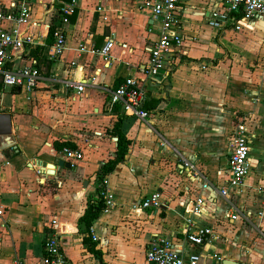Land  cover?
<instances>
[{"label":"crops","instance_id":"0c3cea01","mask_svg":"<svg viewBox=\"0 0 264 264\" xmlns=\"http://www.w3.org/2000/svg\"><path fill=\"white\" fill-rule=\"evenodd\" d=\"M64 1L27 0L44 44L45 24H55ZM220 2L178 1L181 42L167 70L145 82L144 120L109 102L116 82L140 76L156 37L144 0H74L61 25V52L50 56L41 47L37 58L29 53L41 77L37 85L29 92L0 86V113L10 114L14 144L0 150V264H40L49 234L58 237L67 264H98L78 219L98 198L96 174L114 155L111 129L118 118L126 152L104 176L101 191L113 204L89 227L105 264H146V241L166 234L180 238L187 218L190 229L212 231L202 246L178 243L201 253L198 264H264V214H258L264 198V17L253 19L250 28L216 30L207 13ZM107 38L112 44L106 61L89 50ZM67 80L82 83V90L66 86ZM241 118L248 170L238 190L221 197L216 191L228 179V137ZM63 142L81 153L69 169L57 164L68 162L60 154ZM183 159L200 177L182 166ZM203 180L208 187H201ZM152 193L162 204L142 209L140 201ZM197 196L202 209L190 214Z\"/></svg>","mask_w":264,"mask_h":264},{"label":"built area","instance_id":"2783aa9c","mask_svg":"<svg viewBox=\"0 0 264 264\" xmlns=\"http://www.w3.org/2000/svg\"><path fill=\"white\" fill-rule=\"evenodd\" d=\"M149 6L151 19L155 23L156 37L147 47V61L138 77L125 78L115 88L109 91V102L120 108L125 114L137 120H144L148 112L141 107L144 97L145 82L160 72L167 70L170 54L174 46L181 42V34L178 27L179 0H144ZM74 0L60 2L57 9V22L48 21L45 27L53 25L52 40L48 44L40 41V35L34 29L39 20L30 16V8L27 0H8L6 4L0 1V86L1 88L15 87L19 91L29 92L41 79L36 62L29 55L30 50L36 47H45L48 55L55 56L64 48L65 36L61 25L66 23L68 16L73 12ZM97 7V10H100ZM264 17V0H221L220 4L213 3L207 13V24L216 30H239L250 28L253 19ZM112 40L107 38L102 46L90 49L91 54H97L107 61ZM82 50V49H78ZM66 86L75 88L76 92L82 90V83L65 81ZM227 170L228 179L225 186L217 189V194L224 197L229 190H238L242 185L244 176L248 170V145L246 137V123L244 118L236 122L228 137ZM60 154L68 161L70 166L81 158V153L76 149L64 147ZM182 166L193 176L200 174L192 162L183 159ZM104 186V179L102 181ZM202 188L208 187L205 180ZM103 208L111 207L112 200L108 194L102 195ZM157 193H152L140 201V207L158 208L161 205ZM203 198L197 196L191 201L187 211L190 214H198L202 209ZM259 215L264 214V198ZM3 208L0 203V217ZM186 219V227L181 232V237L171 235H158L146 241L144 248V260L146 264H198L200 252L179 248L178 245H186L187 248L202 246L208 242L212 231L207 227L190 229ZM92 240L96 237L90 233ZM180 242V244H178ZM42 247L44 254L40 264H67V259L61 250L59 239L55 234L47 235ZM215 256V255H213ZM217 259L219 257L217 256ZM13 264H23L15 261Z\"/></svg>","mask_w":264,"mask_h":264},{"label":"trees","instance_id":"16d2710c","mask_svg":"<svg viewBox=\"0 0 264 264\" xmlns=\"http://www.w3.org/2000/svg\"><path fill=\"white\" fill-rule=\"evenodd\" d=\"M52 30H53V25H49L48 31L46 34L45 42L50 43L51 42V37H52ZM41 47H36L35 49L31 50L30 53L31 55L34 56V58L38 57V53ZM118 85H114L113 88H115ZM16 91H19L16 89ZM120 118H118L111 129V132L113 135L116 136V145H115V151L114 155L112 158L107 159L103 163L100 164L98 172L96 174V180H97V186H96V193L98 195V198L96 201L88 202L81 214V216L78 219V222L82 225V232L85 234V237L83 238V242L87 243V249L88 251L94 256V258L97 260L98 264H105L101 257V252L95 248L94 242L90 239V234H89V227L92 224V222L98 217L100 214V211L103 208V199L101 196V191L103 189V179L106 174L111 172L115 165L120 163L123 160V157L126 152V145L128 141L125 139V137L122 135V133L119 130V123ZM69 144L67 142L61 143L59 146H68Z\"/></svg>","mask_w":264,"mask_h":264},{"label":"water","instance_id":"95a60500","mask_svg":"<svg viewBox=\"0 0 264 264\" xmlns=\"http://www.w3.org/2000/svg\"><path fill=\"white\" fill-rule=\"evenodd\" d=\"M11 133L10 129V114L8 113H0V139L2 138L3 142H0V150L13 147V142L9 140ZM57 164L59 166H63L64 168L69 169L70 164L64 160H58ZM220 264H243L237 261H232L229 259L221 260Z\"/></svg>","mask_w":264,"mask_h":264},{"label":"rangeland","instance_id":"374dc122","mask_svg":"<svg viewBox=\"0 0 264 264\" xmlns=\"http://www.w3.org/2000/svg\"><path fill=\"white\" fill-rule=\"evenodd\" d=\"M54 20H57V14H55V16H54ZM55 22H57V21H55ZM8 88V87H7Z\"/></svg>","mask_w":264,"mask_h":264}]
</instances>
